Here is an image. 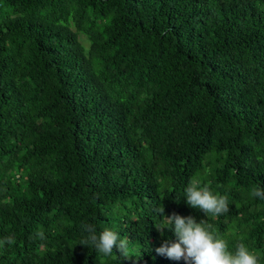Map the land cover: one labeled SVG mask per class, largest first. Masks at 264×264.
I'll return each mask as SVG.
<instances>
[{"label": "trees", "instance_id": "trees-1", "mask_svg": "<svg viewBox=\"0 0 264 264\" xmlns=\"http://www.w3.org/2000/svg\"><path fill=\"white\" fill-rule=\"evenodd\" d=\"M193 179L229 211L189 206ZM255 188L264 0H0V264H185L155 251L177 239L162 208L264 264Z\"/></svg>", "mask_w": 264, "mask_h": 264}, {"label": "clouds", "instance_id": "clouds-1", "mask_svg": "<svg viewBox=\"0 0 264 264\" xmlns=\"http://www.w3.org/2000/svg\"><path fill=\"white\" fill-rule=\"evenodd\" d=\"M252 194L264 199V190L260 188L253 189ZM185 197L189 206L200 209L205 214L219 216L229 211L226 195L213 194L209 186L201 187L195 179L185 188ZM157 211L172 226L171 230L177 238L175 241L165 240L155 249L157 254L171 260H183L185 264H258L257 255L243 243L238 245L234 253L230 252L227 242L215 235L211 231L212 225L206 224L205 220L197 222L193 216L182 217L176 213L165 216L164 208ZM82 227L88 233L82 242L83 245H92L103 255H110L115 249L118 253L127 256V240L119 239L114 231L105 229L97 235L94 225L85 224ZM156 229L161 232L164 230L160 227ZM38 235L41 239L44 238L43 233ZM3 243L11 245L15 240L11 236L5 237Z\"/></svg>", "mask_w": 264, "mask_h": 264}, {"label": "rangeland", "instance_id": "rangeland-1", "mask_svg": "<svg viewBox=\"0 0 264 264\" xmlns=\"http://www.w3.org/2000/svg\"><path fill=\"white\" fill-rule=\"evenodd\" d=\"M84 40H85L84 37H83V36H80V41H81L83 44H85V46H86L87 44L85 43Z\"/></svg>", "mask_w": 264, "mask_h": 264}]
</instances>
